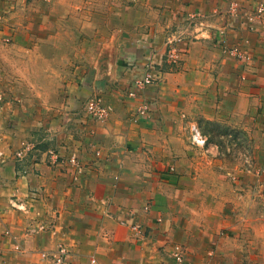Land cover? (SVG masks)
I'll list each match as a JSON object with an SVG mask.
<instances>
[{"label": "crops", "instance_id": "1", "mask_svg": "<svg viewBox=\"0 0 264 264\" xmlns=\"http://www.w3.org/2000/svg\"><path fill=\"white\" fill-rule=\"evenodd\" d=\"M230 1L0 0V264H54L42 251L60 246L69 264H264V16L247 17L261 0L236 16ZM200 8L207 29L171 60L170 33ZM149 62L161 78L138 85ZM97 96L105 119L85 112ZM239 136L246 170L225 154ZM228 166L242 175L235 230L211 206Z\"/></svg>", "mask_w": 264, "mask_h": 264}, {"label": "built area", "instance_id": "2", "mask_svg": "<svg viewBox=\"0 0 264 264\" xmlns=\"http://www.w3.org/2000/svg\"><path fill=\"white\" fill-rule=\"evenodd\" d=\"M240 11V3L238 0H232L229 3L228 7V12L231 15H239ZM206 12L200 8L198 10H194L189 13L188 17L186 18V24L183 25L182 27L177 28L173 32L170 33L168 37V52H169V57L172 60L177 59L178 57V42L186 37L187 34H193L195 28L203 29L206 30L208 27V23H206ZM264 16V0H261L259 3H257L256 9L254 11H251L247 13V17L251 21H255L257 19H261ZM201 31V30H199ZM198 31V32H199ZM229 51L239 57V47L234 46L229 49ZM152 67V65H150ZM161 78V75L158 74L154 76L152 73L148 72L147 75L144 77L142 80H138L136 83L138 85H144L148 84L154 80H158ZM1 100L2 97L0 95V108H1ZM86 108L89 112L90 115L96 118H101L105 119L108 114H109V107L105 105L101 97H93L90 98L87 103H86ZM145 107H143L141 110H144ZM189 128V139L192 143V145L197 146V147H202L206 148L208 145V136L207 134L201 129L199 123L196 121H190L188 124ZM51 154L53 156H58V151L56 149H51ZM21 155L22 154V149L18 150L16 154ZM70 160L78 164V159L75 156H72ZM31 198H37L39 196V191L37 189H33L30 194ZM10 205L13 207H18V208H25L26 203L24 201H16L14 199H10ZM46 225L44 223H41L39 228H45ZM137 231H141V225L138 223H134L132 226ZM8 232V231H6ZM46 254V253H44ZM173 256L176 258L178 262H181L183 260V251L182 247L180 244H175L173 250H172ZM53 260L55 264H69V259H68V250L64 246L58 247L56 249L55 253H52ZM90 264H99L98 260L96 257L91 258Z\"/></svg>", "mask_w": 264, "mask_h": 264}, {"label": "rangeland", "instance_id": "3", "mask_svg": "<svg viewBox=\"0 0 264 264\" xmlns=\"http://www.w3.org/2000/svg\"><path fill=\"white\" fill-rule=\"evenodd\" d=\"M37 1H39V0H37ZM40 1H44V0H40ZM185 24H186V22H185ZM105 105H107V104H105ZM107 106L109 107V105H107ZM146 109H147V107H145V109L141 110V111H145ZM85 112H87L89 114L86 106H85ZM109 113H110V107H109ZM108 116H109V114H108ZM94 118H96V117H94ZM97 119H101V118H97ZM200 127L204 131V128L201 125H200ZM215 138H217V140L220 139V137H215ZM241 138H243V137L239 136V152H238V150H232V149L228 150V148H227L225 154H226L227 158L230 159V162H234V161L239 162V165H242L241 166V168H242L241 170H243V168L244 169L247 168L248 165H250L252 161L250 160L251 156H250V158H248V155L249 154L251 155V153L248 154V152H245L242 149L244 147L247 148V145H245L246 143H244V144L242 143V141L240 140ZM228 139H229L228 137L223 138L222 144H226V142H228ZM189 141H190V139H189ZM190 144L192 145L191 141H190ZM229 144L231 145V142H228V145ZM33 147H34V145L29 142L25 146V151H29ZM15 155L17 157H19V158H23L25 154H23V150H22V154L21 155H19L18 153L17 154L15 153ZM52 157H54L55 161H57L59 159L58 158L59 156L55 157V156L52 155ZM221 170H222L221 172L224 174V177L221 178V182H219L216 185H212V187H214V189H218L217 193L220 194L221 196H220L219 200H213L212 203H211V206L213 208H217L222 213L221 214L222 216H218L219 217L218 222L221 223V225L224 226V229H230V230L233 229V230H235L234 227L236 225H239V206H241V204H240L241 201H239L238 192H239V183L241 182L242 175L239 174L240 173L239 170L237 172V170H235L233 167H230V166H228L226 168H221ZM0 184H1V182H0ZM256 188H257V186H256ZM10 199H14L16 201H20V199H18L16 194L15 195H13V194L10 195L9 200ZM26 208H27V205H26L25 208H22V209H26ZM213 220H214V218H213ZM122 223H126V219H124L122 221ZM133 224L134 223H131L130 225L132 226ZM176 244H178V243H176ZM182 251H183V258H184V248L183 247H182ZM55 252H56V249H54L52 251H49V252L42 251V255H43V257H51V260L55 264V262L53 260V257H52V253H55ZM44 253H46V254H44ZM172 256H173V254H172Z\"/></svg>", "mask_w": 264, "mask_h": 264}, {"label": "bare ground", "instance_id": "4", "mask_svg": "<svg viewBox=\"0 0 264 264\" xmlns=\"http://www.w3.org/2000/svg\"><path fill=\"white\" fill-rule=\"evenodd\" d=\"M229 13V12H228ZM231 15V14H230ZM231 16H236V15H231ZM168 42V41H167ZM178 47V46H177ZM168 48H169V46H168ZM178 52H179V49H178ZM167 55L169 56V52H168V50H167ZM170 58V57H169ZM171 59V58H170ZM172 60V59H171ZM150 65H152V67H150ZM147 69H148V71H147V73L148 72H150V73H152L154 76H156V75H158V74H160V73H153V69H154V65H153V63H150L149 62V64L147 65ZM147 75V74H146ZM145 75V76H146ZM142 79H144V78H142ZM142 79H137L136 81H135V83L138 81V80H142ZM154 81H156V80H154ZM154 81H152V82H154ZM152 82H150V83H152Z\"/></svg>", "mask_w": 264, "mask_h": 264}]
</instances>
